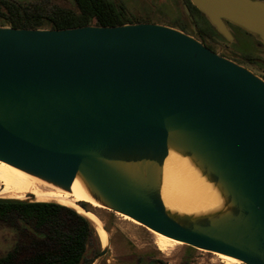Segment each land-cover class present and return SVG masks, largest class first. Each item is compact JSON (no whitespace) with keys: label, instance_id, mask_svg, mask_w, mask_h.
<instances>
[{"label":"water","instance_id":"obj_1","mask_svg":"<svg viewBox=\"0 0 264 264\" xmlns=\"http://www.w3.org/2000/svg\"><path fill=\"white\" fill-rule=\"evenodd\" d=\"M189 1L226 40L231 23L264 43V1ZM170 153L213 206L163 202ZM0 161L58 189L76 180L98 206L190 247L264 264V79L175 27L0 25ZM14 202L77 211L0 197ZM99 226L107 242L89 264L109 249Z\"/></svg>","mask_w":264,"mask_h":264},{"label":"trees","instance_id":"obj_2","mask_svg":"<svg viewBox=\"0 0 264 264\" xmlns=\"http://www.w3.org/2000/svg\"><path fill=\"white\" fill-rule=\"evenodd\" d=\"M68 1L71 4L68 7L54 6L49 9L40 2L0 0V25L58 29L86 24L111 26L142 21L131 18L120 1ZM186 5L196 24V29L191 27V30L197 39L207 45L206 41L211 36L206 30L207 27H202L197 21L195 13L204 17L210 28L224 38L189 0ZM185 18L191 24L186 14ZM229 25L232 24L228 23ZM177 26L182 31L185 30L184 26ZM81 206L89 210L83 203ZM0 221L11 227L15 233L10 248L0 254V264H80L88 245L94 246V255L101 249L94 223L64 205L47 202L0 203ZM186 261L187 258L184 257L183 263L187 264ZM138 262L141 264L143 260L139 259ZM143 264L164 263L151 260Z\"/></svg>","mask_w":264,"mask_h":264},{"label":"rangeland","instance_id":"obj_3","mask_svg":"<svg viewBox=\"0 0 264 264\" xmlns=\"http://www.w3.org/2000/svg\"><path fill=\"white\" fill-rule=\"evenodd\" d=\"M24 3H42L46 8L54 6L68 7V0H16ZM123 3L128 15L141 22H154L158 24L175 27L182 25L184 32L194 35L191 27L196 29L193 18L190 22L185 18L184 4L187 0H116ZM264 1V0H262ZM187 16V15H186ZM195 18L202 27L210 33L211 41L215 42L216 52L228 54L235 62L249 68L262 79H264V43L254 34L229 25L233 40L229 41L218 36L204 17L195 13ZM209 28V29H208ZM181 30V29H179ZM250 58V59H249ZM231 59V60H232ZM249 59V60H248ZM252 61V62H249ZM254 61V62H253ZM0 187L2 185L0 184ZM28 195V194H27ZM93 212L108 230L109 249L105 257L94 264H140L151 260H159L164 264H223L216 253L190 247L180 243L170 248L166 253L161 252L154 243V232L131 219H125L122 215L112 212L106 208L96 206L92 203L79 202ZM82 207V206H81ZM96 226V224L94 223ZM98 234V233H97ZM15 233L13 229L0 221V254H3L13 243ZM99 238V236H98ZM100 246L101 241L99 238ZM94 256V246L88 245L85 256L80 264H89Z\"/></svg>","mask_w":264,"mask_h":264},{"label":"bare ground","instance_id":"obj_4","mask_svg":"<svg viewBox=\"0 0 264 264\" xmlns=\"http://www.w3.org/2000/svg\"><path fill=\"white\" fill-rule=\"evenodd\" d=\"M0 184L2 185L0 197L24 198L27 194H31L41 199H55L60 203L74 207L96 224L95 229L101 244H106L107 235L99 226L98 217L91 211H85L79 202L92 203L96 206L98 204L85 194L78 181L73 182L70 191L58 189L0 161ZM161 197L168 207L181 211L205 209L217 202V196L209 185L184 159L174 153L167 156L163 165ZM122 217L131 219L127 216ZM154 243L161 252L166 253L181 242L154 232ZM216 256L223 264H243L240 260L223 254L216 253Z\"/></svg>","mask_w":264,"mask_h":264},{"label":"flooded vegetation","instance_id":"obj_5","mask_svg":"<svg viewBox=\"0 0 264 264\" xmlns=\"http://www.w3.org/2000/svg\"><path fill=\"white\" fill-rule=\"evenodd\" d=\"M206 44H207L206 46H208L211 50L216 52V47H215L216 43L215 42L211 41V39H207ZM219 54L223 55L225 57H228V54H226V52L225 53H219ZM230 59H232V58H230ZM233 61H235V60H233Z\"/></svg>","mask_w":264,"mask_h":264}]
</instances>
